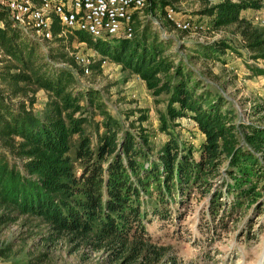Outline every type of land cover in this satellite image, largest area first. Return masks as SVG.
<instances>
[{"label": "trees", "instance_id": "16d2710c", "mask_svg": "<svg viewBox=\"0 0 264 264\" xmlns=\"http://www.w3.org/2000/svg\"><path fill=\"white\" fill-rule=\"evenodd\" d=\"M198 1L204 3L200 14L212 19V28L234 27L244 46L264 60V32L240 13L259 8V0ZM61 30L53 25L54 39L62 42L67 37L83 43L138 76L151 96L166 95V116L160 115V128L170 137L154 155L144 133L136 136L123 128L97 100V92L77 89L71 68L52 63L60 60L83 73L73 57L60 51L42 58L39 45L13 28L8 13L0 10V47L15 63L0 74L8 87L7 94L0 88V225L25 216L48 226L44 238L49 241L67 234L90 241L96 250L109 246L113 263L182 264L170 255L173 247L162 242L161 234L156 237L148 231V224L154 217L171 220L178 216L176 206L185 201L181 194L197 183L209 186L218 176L224 153L229 155V177L238 186L243 183L241 177H254L252 188L263 175L261 164L236 149L237 130L222 111V101L206 104L207 93L198 92L202 82L177 61L170 39L160 38L139 19L130 39L93 40L77 30L59 36ZM212 47L227 48L223 42ZM99 65L100 61L88 67ZM37 89L48 94L38 117L32 112ZM18 96L28 97V103L10 101ZM94 111L100 116L97 122ZM176 118H190L203 135L198 159L191 147L183 150L168 131V121ZM249 141L264 145V132L254 130ZM228 186L223 201L217 191L210 194L212 217L226 203L225 215L242 206L239 202L245 191ZM249 200L253 196L245 199ZM42 255L35 259L42 260Z\"/></svg>", "mask_w": 264, "mask_h": 264}, {"label": "rangeland", "instance_id": "374dc122", "mask_svg": "<svg viewBox=\"0 0 264 264\" xmlns=\"http://www.w3.org/2000/svg\"><path fill=\"white\" fill-rule=\"evenodd\" d=\"M259 1V8L242 10L240 13L264 32V23L258 21V18L264 19V0ZM217 2L218 0H212L211 4ZM168 5L174 8L179 18L190 20L200 29L185 32L173 30L164 20L163 14ZM203 7L204 3L198 0H158L151 10L154 18L145 17L142 24H147L150 31L157 32L160 38L170 39L171 51L177 61L186 65L194 78L202 82L198 92L207 93L206 104L222 101V111L237 130L234 146L237 150L251 154L261 164L263 175L261 179L257 177L252 188L254 177H241L243 183L236 185L238 181L229 177V155L224 153L226 157L218 166V176L215 180L211 179L208 187H200L197 183L187 194H181L185 201L176 206L179 208L178 216L172 213L174 216L171 220L154 217L147 227L152 235H162V242L173 247L170 255L179 258L182 264H264V145L249 141L254 130L264 132V60L244 46L234 27L218 30L212 28V19L200 14ZM219 42H223L227 48L212 47ZM60 51L66 53L68 58L75 59L79 56L84 60L85 66L100 61V65L89 69L87 74L60 60L54 59L52 63L71 68L77 89L97 92V100L105 104L107 111L123 128L129 129L136 136L144 133L154 155L162 150L170 137L160 128V115H165L167 109L166 95L151 96L138 76L132 75L108 58L102 64L100 54L76 40L65 37L64 41L59 42L53 38L52 41L39 45L42 58ZM14 64L5 53L2 69ZM76 66L82 68L81 63H76ZM0 82L7 94L8 87L1 80ZM31 94L33 93L30 92L28 96ZM27 98L11 97L10 101H23L27 104ZM33 99L35 103L32 112L36 117L41 116L48 94L43 89H37ZM142 116L145 117L144 120L139 121ZM94 117L95 122L100 120L97 112ZM168 131L183 150L191 147L193 156L199 158V146L204 137L190 118L169 120ZM228 185L237 186L238 192L245 191L240 197L239 203L242 206L238 211L233 208L231 215H225L229 209L226 203L212 217L209 202L213 196L210 197V194L217 191L221 198L219 200L223 201L227 196L222 193L229 188ZM249 195L253 196V200L245 201ZM48 233L49 228L45 223L25 216L0 225V251L5 253L2 255L0 252V264H122V260L119 263L112 262L109 246L96 250L90 241L67 234L52 242L44 238ZM42 253L39 257L42 260L35 259Z\"/></svg>", "mask_w": 264, "mask_h": 264}, {"label": "built area", "instance_id": "2783aa9c", "mask_svg": "<svg viewBox=\"0 0 264 264\" xmlns=\"http://www.w3.org/2000/svg\"><path fill=\"white\" fill-rule=\"evenodd\" d=\"M234 1V0H233ZM251 1V0H235ZM158 0H0V10L8 13L12 27L38 45L52 41V27H61L59 36L72 30L90 35L93 40L133 37L135 19L154 18L151 10ZM171 5L164 11L165 22L172 29L185 32L200 29L190 20L179 18ZM210 18V17H209ZM262 24L264 19L258 18ZM5 52L0 47V74ZM76 59V60H75ZM76 63L82 64L83 74L89 72L88 64L79 56ZM106 62L103 58L102 64ZM0 82V88H1Z\"/></svg>", "mask_w": 264, "mask_h": 264}, {"label": "crops", "instance_id": "0c3cea01", "mask_svg": "<svg viewBox=\"0 0 264 264\" xmlns=\"http://www.w3.org/2000/svg\"><path fill=\"white\" fill-rule=\"evenodd\" d=\"M211 19V18H210Z\"/></svg>", "mask_w": 264, "mask_h": 264}]
</instances>
